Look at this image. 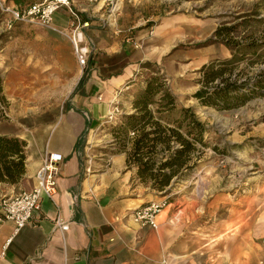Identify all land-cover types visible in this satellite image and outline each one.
Here are the masks:
<instances>
[{
  "label": "crops",
  "instance_id": "1",
  "mask_svg": "<svg viewBox=\"0 0 264 264\" xmlns=\"http://www.w3.org/2000/svg\"><path fill=\"white\" fill-rule=\"evenodd\" d=\"M68 11L62 6L55 9L52 24L66 28L71 19ZM82 22L91 19L83 17ZM85 30L90 38L91 32ZM46 31L48 35L41 37L43 45L32 53L39 56L34 62L40 66L54 63L55 69H62L44 82L52 88L45 93L24 94L14 89L23 82L8 84L3 79L7 105L0 134L24 140L25 168L20 182L0 181V194L30 187L46 151H59L63 161L52 200L43 197L40 209L17 231L11 221L0 222V264H259L264 258L260 245L264 193L243 209H237L235 200L230 201L226 212L202 227L181 218L175 222L169 209L172 202L168 201L156 216L154 227L141 226L130 214L152 200V194L147 185L135 179L136 169L126 168L124 154L109 155L103 168L87 166L81 156V146L88 140L86 132L113 110L118 87L127 86L119 100L128 98L126 111H134L132 99L143 85L138 75L140 65L145 60L160 63L172 46L170 39L160 42L156 32L140 47L123 42L116 52L112 47L97 53L93 60L88 58L82 87L74 90L83 70L75 69L73 46L54 31ZM76 35L81 40L85 32L77 31ZM216 49L219 53L212 55L206 47L176 66L175 59L167 58L163 65L181 77L187 69H195L215 56H229L225 46ZM262 184L264 190V181ZM57 215L68 223L67 229L55 227Z\"/></svg>",
  "mask_w": 264,
  "mask_h": 264
},
{
  "label": "rangeland",
  "instance_id": "2",
  "mask_svg": "<svg viewBox=\"0 0 264 264\" xmlns=\"http://www.w3.org/2000/svg\"><path fill=\"white\" fill-rule=\"evenodd\" d=\"M61 6L69 8L68 12L71 14L66 28L40 26L23 21L7 28L3 23L6 14L0 7L2 80H6L8 84L23 82L21 87L17 85L14 89L24 94L34 91L45 93L52 88V85L47 86L44 82H48L49 78L59 74L62 69H55L54 63L49 67L40 66L34 62L39 56L32 53L42 44L41 37L48 35L46 30L54 31L71 46L73 39L79 46L86 45L89 50L87 61L108 48L113 47L116 52L123 42L140 47L143 40L158 32L159 41L168 37L172 43L171 48L160 63L152 60L142 63L150 61L155 64L153 67L157 74L175 94L177 105L191 106L206 130L202 134V142L195 143L196 150L187 162L190 166L181 168L180 173L173 176L164 189L150 188L149 182L141 181L138 175H134L135 179L138 178L139 182L148 186L152 200L165 199L172 202L169 209L175 222L183 219L192 226L210 224L226 212L225 205L230 201L235 200L237 209L255 204L264 193V96L250 98L244 104L229 109L202 105L191 96L199 86V66L187 69L179 77L172 75V70L165 69L163 64L167 58H172L175 59L176 66L185 62L187 56L206 47L210 48L212 55L219 53L216 47L220 45L227 48L220 41L212 43L204 40L212 35L218 23L238 22L244 12L257 11V18L264 17V0H69L67 6ZM83 17H90L91 22L81 23ZM246 27H238L234 32L235 36L245 34L248 30ZM85 28L91 32L90 38ZM249 29L261 36L264 33V20L251 21ZM83 30L84 38L79 40L77 35L74 37L77 31ZM73 49L74 47L72 53L75 69L80 70ZM86 66L81 68L82 72L86 71ZM153 67L141 66L138 70L143 85ZM262 67L264 61L246 66L247 75H254ZM242 77L243 75L239 76ZM120 87H123L118 96L117 106L120 111L111 118L106 116L85 134L88 140L87 143L84 140L81 146V156L87 166L92 164L103 168L109 155L120 152L126 157L131 145L130 139L135 136L134 131L129 130L126 135H122L117 130L120 114L132 113L125 108L128 98L119 100L123 96L122 92L128 88L126 85ZM166 153L165 150L158 152L156 161L161 160ZM193 154L198 155L195 158ZM125 160L127 169H136L127 161V157ZM180 208L183 210L179 211ZM263 237L264 235L260 238L261 248Z\"/></svg>",
  "mask_w": 264,
  "mask_h": 264
},
{
  "label": "trees",
  "instance_id": "3",
  "mask_svg": "<svg viewBox=\"0 0 264 264\" xmlns=\"http://www.w3.org/2000/svg\"><path fill=\"white\" fill-rule=\"evenodd\" d=\"M13 1L18 5L31 3V0ZM257 14V11H247L240 15L238 22H220L212 35L204 40L212 43L220 41L230 53L227 58H213L198 67L199 86L191 94L198 103L229 109L244 104L250 98L264 96V67L254 75H247L246 71V66L264 61V33L258 36L249 29L251 21L264 20V17L257 18ZM244 25L249 31L235 36L237 28ZM141 66L149 68L155 64L149 61L141 63ZM150 70L151 74L132 100L134 112L120 114L117 130L122 135L129 130L136 132L130 139L127 161L136 167L135 173L141 181L149 182L152 189L162 190L173 176L180 173L181 168L190 166L187 162L196 150L195 143L202 142L206 128L191 106L177 105L175 94L165 85L157 70L154 67ZM84 73L74 90L82 87ZM241 75L243 77L239 78ZM6 105L0 76V120L6 119ZM76 142L79 144L80 139ZM24 143L15 135L0 134V181L14 184L22 180ZM172 143L178 145L173 146ZM163 150L167 151L166 155L156 161V154ZM193 155L196 158L198 154Z\"/></svg>",
  "mask_w": 264,
  "mask_h": 264
},
{
  "label": "built area",
  "instance_id": "4",
  "mask_svg": "<svg viewBox=\"0 0 264 264\" xmlns=\"http://www.w3.org/2000/svg\"><path fill=\"white\" fill-rule=\"evenodd\" d=\"M69 0H35L27 5H17L0 0L1 10L5 12L6 17L3 19L4 25L9 28L15 21H23L40 26L53 27L52 12L61 5L67 6ZM73 39L74 55L80 67H85L87 62L88 47L86 45L79 46ZM123 87H118L114 91L112 99L113 110L108 113V117L115 116L118 109V96ZM63 156L59 151H46L42 157V162L34 173V183L22 190L0 194V222L11 221L14 231L24 227L30 221L31 217L40 208L41 199L46 197L53 199L56 193V179L60 163ZM168 205L165 199H153L144 205L137 206L133 209L130 217L137 225L157 224L156 216ZM53 224L58 229H67L68 223L57 215ZM264 249V237L262 240ZM264 264V258L259 262Z\"/></svg>",
  "mask_w": 264,
  "mask_h": 264
}]
</instances>
